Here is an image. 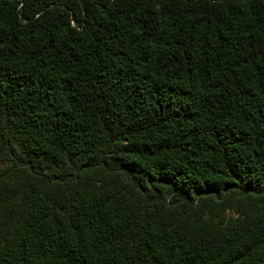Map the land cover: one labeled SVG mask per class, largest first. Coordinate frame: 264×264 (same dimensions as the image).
Returning <instances> with one entry per match:
<instances>
[{
	"label": "trees",
	"instance_id": "trees-1",
	"mask_svg": "<svg viewBox=\"0 0 264 264\" xmlns=\"http://www.w3.org/2000/svg\"><path fill=\"white\" fill-rule=\"evenodd\" d=\"M0 264H264V0H0Z\"/></svg>",
	"mask_w": 264,
	"mask_h": 264
}]
</instances>
